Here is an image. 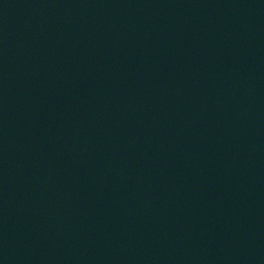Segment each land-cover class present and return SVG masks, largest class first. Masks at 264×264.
<instances>
[{"label":"water","instance_id":"water-1","mask_svg":"<svg viewBox=\"0 0 264 264\" xmlns=\"http://www.w3.org/2000/svg\"><path fill=\"white\" fill-rule=\"evenodd\" d=\"M0 264H264V0H0Z\"/></svg>","mask_w":264,"mask_h":264}]
</instances>
